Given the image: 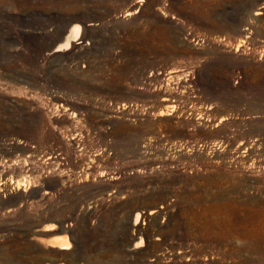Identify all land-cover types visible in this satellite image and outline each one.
<instances>
[{
    "label": "rangeland",
    "instance_id": "1",
    "mask_svg": "<svg viewBox=\"0 0 264 264\" xmlns=\"http://www.w3.org/2000/svg\"><path fill=\"white\" fill-rule=\"evenodd\" d=\"M0 191V264H264V0H0Z\"/></svg>",
    "mask_w": 264,
    "mask_h": 264
},
{
    "label": "bare ground",
    "instance_id": "2",
    "mask_svg": "<svg viewBox=\"0 0 264 264\" xmlns=\"http://www.w3.org/2000/svg\"><path fill=\"white\" fill-rule=\"evenodd\" d=\"M130 13V12H129ZM130 14H132V13H130ZM129 14V15H130ZM128 15V14H127ZM81 30H82V27H81ZM82 33V32H81ZM80 33V34H81ZM74 33L72 32V35H73ZM65 36V35H64ZM81 38V37H80ZM68 39V38H67ZM70 39V38H69ZM67 40L68 41V43L70 42V40ZM76 39V38H75ZM62 40H63V38H62ZM73 40V39H72ZM71 43H72V41H71ZM67 46V45H66ZM59 48V47H58ZM66 48H68V47H66ZM61 49V48H60ZM3 189V188H2ZM18 191V190H17ZM1 192V191H0ZM8 193V192H7ZM6 194V193H5ZM13 199V198H12ZM58 215V214H57ZM46 221V220H45ZM43 224V223H42ZM38 230H40V228L38 229ZM71 232V230L69 229V228H67V227H65V226H59V228H56L55 230H53V228H51V227H48V225H46L45 227H43L41 230H40V232H39V234H49V233H64L65 235L64 236H61L60 237V240L59 241H54V242H52V241H45L44 240V246L46 247V248H50V247H56V248H58L59 250H69V248H70V246H71V243H70V241L68 240V234ZM37 234H38V232H37ZM135 239H136V241L134 242V245H133V247L134 248H138V247H140V246H143V238L141 237V236H135ZM37 240L38 241H40V242H42V238L40 239V237L39 238H37ZM72 247V246H71ZM50 264V263H49Z\"/></svg>",
    "mask_w": 264,
    "mask_h": 264
}]
</instances>
